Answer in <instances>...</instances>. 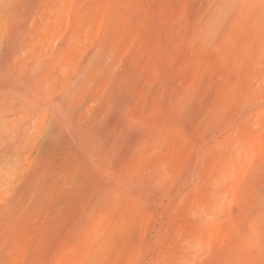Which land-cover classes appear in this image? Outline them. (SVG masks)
<instances>
[{
    "label": "rangeland",
    "instance_id": "374dc122",
    "mask_svg": "<svg viewBox=\"0 0 264 264\" xmlns=\"http://www.w3.org/2000/svg\"><path fill=\"white\" fill-rule=\"evenodd\" d=\"M245 1L211 37L223 0H0V264H264V2ZM54 118L103 198L70 155L25 192Z\"/></svg>",
    "mask_w": 264,
    "mask_h": 264
},
{
    "label": "bare ground",
    "instance_id": "6f19581e",
    "mask_svg": "<svg viewBox=\"0 0 264 264\" xmlns=\"http://www.w3.org/2000/svg\"><path fill=\"white\" fill-rule=\"evenodd\" d=\"M243 1V3H244V1L245 0H223V3H222V5H221V7L220 8H217V9H219V10H217L216 8V10H217V13L215 14V16L213 17V19L212 20H210V22H209V24L207 25V29H206V31L208 32V35L209 36H211V35H213V34H211V33H215L216 32V29H215V27L216 26H218V24L216 23V21L218 22V21H220V20H224V18L225 17H228L227 15H229L230 13H234L236 10H235V8H237V5L239 6V3L240 2H242ZM247 1V0H246ZM245 1V2H246ZM259 1V0H258ZM257 1V2H258ZM249 2H251V1H248L247 2V4H245L246 6L248 5V3ZM264 2V0L262 1V3ZM242 3V4H243ZM255 2L253 1V4H254ZM244 4H243V6H244ZM250 4H252V3H249V5ZM216 5V4H215ZM241 5V4H240ZM260 5H261V2H260ZM261 6H263V5H261ZM240 7V6H239ZM238 7V8H239ZM253 7V6H252ZM256 7V6H255ZM261 9H262V7H261ZM246 10V9H245ZM234 11V12H233ZM260 11V10H259ZM250 13V12H249ZM240 14V13H239ZM214 14H212L211 15V18H212V16H213ZM243 14H241V16H242ZM247 16V15H246ZM231 17H232V15H231ZM262 17L264 18V8H263V10H262ZM210 18V17H209ZM229 19H230V17H229ZM262 19V18H261ZM216 20V21H215ZM215 21V23H216V26H215V23H213ZM228 21H230V20H228ZM222 23H223V21H221ZM208 23V22H207ZM219 23V22H218ZM257 23V22H256ZM224 24V23H223ZM221 25V24H220ZM219 27V26H218ZM257 27H258V25H257ZM204 28H205V26H204ZM214 29H215V32H214ZM219 31V30H218ZM203 32V31H202ZM204 32H205V29H204ZM211 34V35H210ZM207 35V34H206ZM219 36V35H218ZM205 37V36H204ZM212 37V36H211ZM205 39V38H204ZM207 39V38H206ZM216 39V38H215ZM206 41V40H205ZM209 41V40H208ZM211 41V40H210ZM20 48V44H19V40L17 41H15V45H14V50L16 51V50H18ZM21 83H24V82H21ZM25 84H26V82H25ZM25 84H23L24 86H25ZM22 85V84H21ZM18 88V87H17ZM22 88V86H20V88H18V89H21ZM24 88V87H23ZM22 88V89H23ZM24 90H26L25 88H24ZM21 91V90H20ZM8 95V94H7ZM19 95V94H18ZM11 96V95H10ZM21 96V95H20ZM3 98V97H2ZM31 99V98H30ZM33 100V99H32ZM25 101V100H24ZM10 102V101H9ZM19 102V101H18ZM28 102H30L31 103V101H27L26 103H28ZM61 103V102H60ZM29 104V103H28ZM32 104V103H31ZM38 104V106H34L33 107V114H34V116H36V118H40V116H41V114H43L44 113V111L45 112H47L46 110H44V106L45 105H42L41 107L39 106V103H37ZM36 104V105H37ZM58 104V103H57ZM61 104H63V102L61 103ZM4 105V104H3ZM9 106V105H8ZM23 106H25V104L23 105ZM32 106V105H31ZM63 107H64V105H62ZM5 107V106H4ZM46 107V106H45ZM32 108V107H31ZM66 108V107H65ZM64 108V109H65ZM20 109H22V111H23V107H21ZM26 110V109H25ZM28 110V109H27ZM32 110V109H31ZM62 110V109H61ZM68 110H70V109H68ZM4 111H5V109H4ZM18 111V110H17ZM21 111V113H23ZM1 112V111H0ZM31 112V111H30ZM31 112V113H32ZM43 112V113H42ZM64 113H65V111H63ZM48 113V112H47ZM53 113H55V112H53ZM64 113L62 114V115H64ZM6 114V113H5ZM20 114V113H19ZM67 114H71V113H67ZM66 113H65V115H64V120H66V117L65 116H68ZM73 114V113H72ZM53 115V114H52ZM59 115V114H58ZM73 115H76L75 117L77 118V114H73ZM2 116H3V113H2ZM20 116V115H19ZM43 116V115H42ZM42 116H41V118H42ZM57 116V115H56ZM55 116V114H54V117H56ZM71 115H69V117H70ZM53 117V116H52ZM58 117V116H57ZM72 117H74V116H72ZM71 117V118H72ZM74 117V118H75ZM44 118H45V116H44ZM62 117H58V119H61ZM71 118H69V120H66L65 122H64V124L66 123V122H68V121H70V122H68V123H74V122H71V120L72 121H76V120H74V118L73 119H71ZM49 119V118H48ZM57 118H54V120L52 119V121H51V123H48L49 125V127H48V131L47 132H45V133H47L46 134V138H45V140L43 141V144H42V146H41V152H40V156H39V160H38V167L33 171V174H32V176H29V178L31 177V179H30V181H27L28 183V186H27V189L25 190V192H27V194H31V195H35L34 196V198L37 196V195H39L40 193H42L43 191H45L46 189H48L49 188V186H51V184H52V182L54 181V180H56V178L58 177L57 175L59 174V168H61V164H62V162L63 161H67L69 158V155H70V157L72 156V159H73V162H72V167H70V169H72V177H71V179L73 180V184H74V189L75 190H81V188H83L84 187V189H86V188H88V187H92L93 186V190L94 191H96L97 192V197H100L101 196V198H103V196H104V194L102 195H98V193H100L102 190H100L102 187H100V186H98V185H95V184H93L94 183V180L93 179H91L90 178V171H89V166L87 165V163H85V162H88L89 161V159H91V158H89L88 156L91 154V153H94V155H96V154H98L99 153V151L102 149L101 148V146L103 145L104 146V144H109V142L111 141V135L109 134V133H107V132H102V131H100V132H96V131H94V130H92V131H90V132H92L89 136H86L85 138H83V139H81V137L84 135V134H82V136L80 137V135H78L80 132H81V130H82V127H83V125L82 126H80V132L78 133L77 132V128H76V132L78 133L77 135L80 137L79 139H81L83 142H85L86 141V143L85 144H87L88 146V148H86L85 147V144L82 146L81 144V146L80 147H84V149L86 148V149H88V150H85V151H88L90 154L89 155H87L88 153H86V155H87V157L89 158L88 159V161H85L84 162V160L80 157V156H78L77 154H75V153H70L69 154V152H71V147L69 146L70 145V143H68V141L66 140V138L64 137V135L62 134V132L60 131V129H59V127H58V122H57V120H58ZM35 120V119H34ZM42 120H44V119H42ZM39 121L42 123L43 121H41L40 119H39ZM48 121V120H47ZM60 121V120H59ZM63 121H61V123H62ZM122 122V121H121ZM4 123H5V120H4ZM34 123V122H33ZM2 122H0V128H1V126H2ZM25 124H26V122H25ZM67 124V123H66ZM75 124V123H74ZM90 124V123H89ZM32 125V124H31ZM76 125V124H75ZM73 126L72 128L70 127L71 125H68L73 131H74V129L73 128H75L76 126ZM123 125V124H122ZM22 126V125H21ZM24 126V125H23ZM87 126H88V124H87ZM93 126V125H92ZM68 127V128H69ZM15 128V127H14ZM26 128V127H25ZM92 129V128H91ZM3 130V129H2ZM22 130V129H21ZM26 130V129H25ZM72 130L70 131V132H72ZM78 130V131H79ZM22 133V132H21ZM72 133H75V132H72ZM87 132H85V135H88V134H86ZM23 134V133H22ZM24 135V134H23ZM22 135V136H23ZM73 135V134H72ZM77 135H75L74 134V136H76V137H78ZM84 135V136H85ZM83 136V137H84ZM76 137H74V138H76ZM73 138V137H72ZM73 138V139H74ZM133 138H136V137H133ZM78 139V140H79ZM75 140H77V139H75ZM134 140V139H133ZM138 141V140H137ZM142 141V140H141ZM17 142H18V140H17ZM72 142V141H71ZM76 142V141H75ZM133 142V141H132ZM136 141H134V143H135ZM140 143V142H139ZM135 144H138L137 142L135 143ZM73 145V144H72ZM79 145V144H78ZM141 145V144H140ZM108 146V145H107ZM15 147V146H14ZM40 147V146H39ZM138 147H140V146H138ZM137 147V148H138ZM10 148V147H9ZM104 148V147H103ZM130 148V147H129ZM136 148V151L139 149H137ZM105 149V148H104ZM10 150V149H9ZM14 150V149H13ZM12 150V151H13ZM39 150V149H38ZM75 150V149H74ZM82 150V149H81ZM39 152L37 153V154H39ZM79 152H81V151H79ZM101 152H103V151H101ZM83 153V152H82ZM108 153H109V151H108ZM132 153V152H131ZM134 154V153H133ZM108 155V154H107ZM78 156V157H77ZM101 157H102V155H100ZM99 156V157H100ZM90 157H92V155L90 156ZM96 157V156H95ZM94 157V158H95ZM98 157V158H99ZM93 159V158H92ZM95 160V159H94ZM99 159H97V161H98ZM71 161V160H70ZM101 161V160H100ZM95 162H96V160H95ZM92 163H93V160H92ZM97 163H100L99 161L97 162ZM68 164V163H67ZM94 164V163H93ZM70 165H71V163H70ZM90 165H91V163H90ZM65 166V165H64ZM93 166V165H92ZM99 166V165H98ZM95 167V165L93 166V168ZM9 168V167H8ZM66 168V167H65ZM98 168V167H97ZM95 169V168H94ZM101 169V168H100ZM93 170V169H92ZM12 173V172H11ZM32 173V172H31ZM14 177V176H13ZM28 178V179H29ZM62 180V179H61ZM71 181V180H70ZM65 183H63V185H64ZM71 184H72V182H71ZM107 186V185H106ZM58 186H55V188H57ZM109 187V186H108ZM53 188V187H52ZM59 188H60V185H59ZM106 188V187H105ZM110 188H112V187H110ZM54 189V188H53ZM53 189H49V190H53ZM107 189V188H106ZM49 190H47L48 191V194L51 192H49ZM57 190V189H56ZM59 190H61V189H59ZM58 190V191H59ZM71 190V189H70ZM112 190V189H111ZM110 190V191H111ZM53 192V191H52ZM52 192L50 193L51 195H47V196H53L52 195ZM56 192V191H55ZM76 192V191H75ZM148 192V191H147ZM103 193V192H102ZM55 194V193H54ZM89 194V193H88ZM30 195V196H31ZM44 195V194H43ZM107 195V194H106ZM108 195H110V198H112V196H111V194H108ZM27 196V195H26ZM25 196V197H26ZM24 197V198H25ZM57 197V196H56ZM28 198V197H27ZM39 198H41V197H39ZM79 198V197H78ZM88 198V197H87ZM101 198H98V199H101ZM109 198V199H110ZM42 199V198H41ZM40 199V200H41ZM86 199V198H85ZM88 200V199H87ZM90 200V199H89ZM35 201V200H34ZM42 201V200H41ZM92 201H94V200H92ZM103 201H105L104 199H103ZM80 202V201H79ZM95 202V201H94ZM98 202V201H97ZM37 203H38V201H37ZM86 203V202H85ZM92 203V202H91ZM108 203H109V200H108ZM83 205V204H82ZM93 205V204H92ZM99 205H101V203L99 204ZM105 205V204H104ZM84 206V205H83ZM91 206V205H90ZM88 207H89V205H88ZM100 207V206H99ZM9 209V208H8ZM100 209V208H99ZM7 212H6V216L7 217H10V216H12V214L14 213V211L15 210H13V209H10V210H6ZM97 211V210H96ZM88 212H90V210H89V208H88ZM4 213V212H3ZM89 215H90V213H89ZM7 217H6V219H7ZM91 216H89V218H90ZM84 218V217H83ZM89 221V220H88ZM90 222H92V221H89V223ZM88 224V223H87ZM89 226V225H88ZM93 227V226H92ZM96 227H97V224H96ZM94 228H95V225H94ZM213 229V228H212ZM92 230H90V232H91ZM212 231V230H211ZM95 233V232H94ZM212 233V232H211ZM89 234H91V233H89ZM88 236V235H87ZM89 237V236H88Z\"/></svg>",
    "mask_w": 264,
    "mask_h": 264
}]
</instances>
